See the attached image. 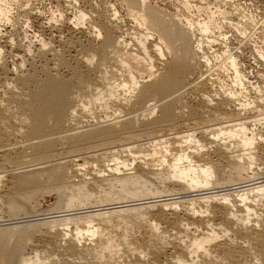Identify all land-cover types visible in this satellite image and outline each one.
Here are the masks:
<instances>
[{"label": "bare ground", "instance_id": "obj_1", "mask_svg": "<svg viewBox=\"0 0 264 264\" xmlns=\"http://www.w3.org/2000/svg\"><path fill=\"white\" fill-rule=\"evenodd\" d=\"M79 1L30 35L34 13L14 23L0 0V264H264V84L221 47L233 86L260 95L224 89L208 54L229 34L247 48L244 22L122 0L133 29Z\"/></svg>", "mask_w": 264, "mask_h": 264}, {"label": "rangeland", "instance_id": "obj_2", "mask_svg": "<svg viewBox=\"0 0 264 264\" xmlns=\"http://www.w3.org/2000/svg\"><path fill=\"white\" fill-rule=\"evenodd\" d=\"M5 1L7 2V3L5 2V4L10 9L9 10L10 16L9 14L8 16L10 17V20L12 21L14 20L13 21L14 23L19 15L21 17V14L19 13V8L20 10L21 8H26V10L28 9L27 11H32L34 13L33 17H28V19L23 18L24 21L29 20L27 21L29 23V26L30 27L33 26V28L35 29L34 31L32 28L30 32H28V34L30 35H32L33 32L38 31L40 28V24L43 22V19L39 18L36 15L37 13L42 12L40 13L42 14V17L48 18L49 16L52 17V15H55L56 17H58L57 16L58 13L59 15L64 14L63 15L64 17H69V16L72 17L71 16L73 15L72 12H74L73 11L74 9L70 10V8L69 9L66 8L62 0H5ZM81 1L83 2V0H80L77 8L80 10L84 9V11L88 12L91 9L89 7L90 4L86 3L85 1L82 3ZM103 1L110 2L111 4L115 5V7H117L122 17L123 18L125 17L124 20L126 21L127 26H129L128 28H133V29L137 28V23L135 22V20L131 19L130 17L128 19V17L126 16L128 15L126 11L127 9H125L126 7L124 6L123 3H121L122 0H96L95 4L101 5ZM148 1L151 6L159 8L160 10H163L173 16L187 17L188 19L193 21V23L208 21L207 18L209 17L210 14L207 11L210 10L209 12H213L217 8L226 12L227 14L238 15L241 18L242 22H244L245 24V25L243 24L244 28L247 27L246 28L247 33H249L247 35L248 39L245 40L246 45L248 44L247 48H243L240 45V43L236 41L235 37L229 34L227 40L225 41V43L222 44V46L217 45L214 49L209 51L208 54L211 60V64H212L215 75H217V77L219 78L220 86L223 87L224 89L237 91L238 89L233 86L234 79H235L234 71L228 68L222 59L218 60L217 56L218 58L219 56H221V53H222L221 47L222 48L229 47L231 48L229 49L230 51L233 50L234 48H239L240 50L238 52L232 54L236 59L238 70L242 73L243 77L245 76L247 78V80L250 83L252 82L253 85L258 86L259 88L262 87V85L264 84L263 83L264 78L263 79L258 78L257 70H259V66L255 63L253 57H251L252 56L251 51L255 50V51L264 53V0H148ZM12 21L9 23L6 30L8 31L11 30V28L14 25ZM218 21L220 22V20ZM221 23L223 24L224 21ZM222 24L221 26L223 27V29L227 30L225 29L226 24H223V25ZM67 32L68 30H66L65 38H67L68 40L71 39L74 42H77L78 40H81V39H82L81 41L85 40V38L77 39V38L71 37V35L69 36L70 32L68 33ZM236 43L239 45V47ZM246 87H247V84L244 87V91L238 90V92H241V93L245 92L243 93V95L247 97V99H249L250 101L251 100L253 101V99H257L259 97L260 93L258 94V91H259L257 89L258 87H256L253 90H249ZM180 130L184 131L185 128H181ZM3 143L7 145V141H4ZM6 193H7L6 188L1 189L0 191V201H1L0 207L1 208L0 209L3 208V210L0 211V215L2 213L7 212V209H8L6 205L7 202L5 201V199H3L6 196ZM51 196L49 195L44 200L42 199L41 200L42 202L41 201L39 202V205L41 206L43 210H45L44 208H47L46 210H48V207H49V210L55 209V206L57 207L56 205L57 200H56V197H54L55 195L54 196L51 195ZM2 200L4 202H2ZM1 203L5 207L1 206ZM52 206L54 208H51Z\"/></svg>", "mask_w": 264, "mask_h": 264}]
</instances>
